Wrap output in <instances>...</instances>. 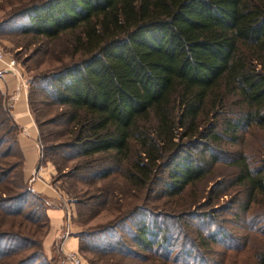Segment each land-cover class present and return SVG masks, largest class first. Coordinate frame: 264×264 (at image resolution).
Listing matches in <instances>:
<instances>
[{"label": "trees", "instance_id": "trees-1", "mask_svg": "<svg viewBox=\"0 0 264 264\" xmlns=\"http://www.w3.org/2000/svg\"><path fill=\"white\" fill-rule=\"evenodd\" d=\"M4 3L12 7L10 15L23 19L17 25L21 35L58 42L57 62L33 80L47 97L40 107L57 108L51 116L33 119L41 156L52 157L42 156L44 161L54 167V157L70 156L92 182L117 175L133 199L144 191L142 200L161 195L179 200L176 207L185 206V194L193 199L194 187L217 168L225 169L205 192L204 212L194 201L196 210L170 215L130 206L115 221L78 231L77 251L83 253V239L120 221L129 223L125 238L96 247L87 263L120 264L122 256L135 264H237L244 257L246 264H264V0ZM28 93L30 110L34 100ZM0 97L17 157L12 167L23 180L17 126ZM2 164L0 191L8 189L11 171ZM19 185L42 200L47 228L44 197ZM87 198L74 203L90 210L94 206ZM3 201L0 195L3 214L23 220L16 232L0 230V264H46L39 262L42 241L35 222H28L31 216L22 208L5 213ZM221 211L248 218L250 234L260 236L257 245L250 238L242 246L235 243ZM183 224L186 228H180ZM173 233L181 234L178 244ZM126 239L143 254L132 252ZM28 245L37 251L11 261ZM236 251H244L243 257Z\"/></svg>", "mask_w": 264, "mask_h": 264}, {"label": "rangeland", "instance_id": "rangeland-1", "mask_svg": "<svg viewBox=\"0 0 264 264\" xmlns=\"http://www.w3.org/2000/svg\"><path fill=\"white\" fill-rule=\"evenodd\" d=\"M11 11L12 7L6 6L4 0H0V23H2L0 26V52L4 57L14 60L24 79L26 80V85L24 87L26 100L28 98V92L31 93V95L29 96L30 100L31 98H33L34 100V102L30 106L31 111L34 108L33 113L29 110L28 107V111L32 119L35 120L36 117L38 119H42L47 116L53 115V113L57 111V108L54 106L40 107L41 102L44 103L47 100V97L43 89L39 90V87H36L39 85L35 84L34 86V82L36 81L35 79H37V74H43L44 71H46L50 66L54 65L57 62V58H59L57 52L58 42L54 44H51L49 42L44 43L43 41L45 40L42 39H39V42H36L33 41L29 35H21L18 32L17 25L21 23L23 19L10 15ZM0 66L8 71V69L2 62H0ZM1 92L2 91L0 90V95L2 96V105L5 109H8V98ZM61 127L62 126H57L58 129H60ZM11 135L12 131L10 130L9 121L5 113H3L2 108L0 107V163L2 162V165H6L11 169L6 177L8 180L6 182V186L8 189H3L0 191V195L4 197V201L1 206H3V209L6 211L5 213L8 212L10 214L20 212L18 211V209L22 208L21 211L26 212L27 215L29 214V216H31L32 218L31 220H28V222H35L36 234L38 235V238L41 237L42 241L47 230L46 226L44 225V218L42 216V200L40 198L37 199L30 193L25 194V191H21L20 189L19 183H23L25 186L28 185L24 179H20L18 168L12 167L15 164L17 157L13 153V148L10 147ZM37 143L39 142L37 141ZM39 156H41V153ZM42 156H45V159L52 158L51 155H48L44 152ZM42 156L40 157L41 159ZM69 157L70 156L60 158V156H56L52 161L56 162L57 165H54L55 168L52 164L51 165L53 167V184L64 194V198L68 201V203H70V210L73 213V220L78 219V216L79 218H81V220H78L79 222L77 221L78 224H74L76 228L75 233L81 230L91 232L95 226L104 225L108 221H115L117 216L122 214V211L126 207L130 206H143L146 209H149L156 213L170 215L175 214L174 212L177 209L184 210L186 208H189V210L192 211L196 210L191 205L194 201L196 205L199 203V209H197V211L204 212L208 208L207 205H203L204 202H206V199L204 197L205 192L216 178L225 173V169L221 167L217 168V170L212 175H209L194 187L195 197L193 199L190 198V195L185 194L182 196L184 198L183 204H185V206L176 207L173 202L179 203V200L170 201L169 198L161 195L157 197L156 195H154V199L145 198L144 200H142L144 191L141 192V196L139 198L133 199V197L129 196V194L132 193L131 189L127 185H125V183L117 175L112 176L110 179L92 182L89 174L76 167L77 159H71V157ZM75 167L77 168L76 170L74 169ZM98 192H101V195L99 197H89L98 194ZM110 194H112L111 199ZM86 197H88L87 199H89L87 202H92L94 206L93 208H90V210H88V207H83L82 205H77L74 203V201L83 202L84 198ZM127 202L129 203L127 204ZM117 208H119L120 210L117 211ZM3 213L4 212L0 210V230H11L13 232H16L15 225L17 221H21L23 219H21L19 215L11 216L8 214L5 215ZM222 214L223 217L228 219V222L226 223L229 225H227V227H229L230 233L234 236L235 243H238L240 244V246H242L244 241L250 238L251 240L249 239V242H253L254 246L257 245V240L260 238V236L254 235L252 233L250 234V231L248 230V218H237L231 214H228L227 211L225 213L221 211L220 213H218V216L220 217L222 216ZM117 224L118 225L115 224V227H113L112 225L111 227L107 228L102 234H99L95 237L91 236L90 239H83V253H79L77 251V255L81 258V260H83V264H88V257L94 258V255L92 254L94 253L93 249L98 246L105 245L107 243V240L111 241V239L115 238L116 236L125 238L126 233H124V226L126 225L128 227L129 223L120 221ZM180 228H186V224H183V226H180ZM173 235L176 238L175 242L178 244L181 234L173 233ZM124 243L128 245L129 248H131L132 252H135L136 255L143 254L142 250L130 244L127 239ZM29 246L30 245L25 247L27 249L21 251V253H16L15 257H12L13 259L11 261H14L17 258H22L28 252L32 251L34 253L35 251H37V248ZM244 250H246L245 253H247L248 255L250 254V248L245 247ZM42 251L43 254L41 257H39L41 258V261H38L46 264H54L53 262L56 261V252L52 251L51 249L52 254L50 255L47 253V251H44L43 246ZM234 252L235 251L229 252L227 256L233 254ZM243 252L238 253V251H236L237 256L239 254L240 256L238 257H243ZM132 258L137 257L133 255ZM119 259L121 260L120 264H135L133 259L124 258L122 256ZM96 261L97 260L95 259L94 262ZM228 264H234V261L231 260L230 262H228ZM237 264H246L245 257L241 262H238Z\"/></svg>", "mask_w": 264, "mask_h": 264}, {"label": "crops", "instance_id": "crops-1", "mask_svg": "<svg viewBox=\"0 0 264 264\" xmlns=\"http://www.w3.org/2000/svg\"><path fill=\"white\" fill-rule=\"evenodd\" d=\"M0 90L8 98V111L17 126L16 141L22 154V175L32 192L44 197L48 208L47 230L42 239L44 251L56 252L55 264H70L69 252H77L78 239L72 223L73 213L64 194L53 184V167L37 150V128L28 111L25 89L17 78L0 66ZM52 249V251H51Z\"/></svg>", "mask_w": 264, "mask_h": 264}, {"label": "built area", "instance_id": "built-area-1", "mask_svg": "<svg viewBox=\"0 0 264 264\" xmlns=\"http://www.w3.org/2000/svg\"><path fill=\"white\" fill-rule=\"evenodd\" d=\"M0 62H2L5 65L8 71L11 72L17 78L20 86L24 88L26 85V82H25L26 80L24 79L22 73L20 72L14 60L11 58L4 57L2 53L0 52ZM37 150L40 155V146L38 143H37ZM66 259L68 260L70 264H83V260H81V258L76 253H72V252L67 253Z\"/></svg>", "mask_w": 264, "mask_h": 264}]
</instances>
